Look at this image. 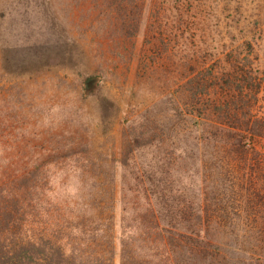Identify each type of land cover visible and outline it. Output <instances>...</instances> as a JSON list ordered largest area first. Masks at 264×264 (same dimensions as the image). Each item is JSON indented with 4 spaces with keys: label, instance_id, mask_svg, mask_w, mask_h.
Instances as JSON below:
<instances>
[{
    "label": "rangeland",
    "instance_id": "obj_1",
    "mask_svg": "<svg viewBox=\"0 0 264 264\" xmlns=\"http://www.w3.org/2000/svg\"><path fill=\"white\" fill-rule=\"evenodd\" d=\"M113 2L116 9L111 0H0V170L41 158L56 199L85 206L95 181L77 160L100 158L115 174L98 185L115 188L120 264L123 203L136 202L123 200L122 187L162 166L174 188L211 203L210 238L231 264H264V182L239 176L226 138L196 139L156 101L193 74L244 66L264 117V0H143L135 37L117 31ZM254 147L264 152V139ZM123 152H131L125 168Z\"/></svg>",
    "mask_w": 264,
    "mask_h": 264
},
{
    "label": "trees",
    "instance_id": "obj_2",
    "mask_svg": "<svg viewBox=\"0 0 264 264\" xmlns=\"http://www.w3.org/2000/svg\"><path fill=\"white\" fill-rule=\"evenodd\" d=\"M113 5L116 9L111 0ZM143 5V0H119L117 31L123 36L137 35ZM241 67L193 74L180 92H168L156 101L164 100L167 121L191 126L196 139L216 143L226 138L227 157L242 163L238 175L264 182L259 174L264 167L253 163L257 158L264 164V152H249L264 139V117L253 107L255 81ZM130 153L123 152L124 168L130 165ZM40 160L31 157L23 168L0 170V264H116L115 188L98 185L101 178L113 183L115 174L103 170L100 158L80 156L77 161L86 163L84 174L95 183L85 206L72 205L56 199ZM140 173L131 178V186L122 187L123 200L131 194L136 202L123 203L120 264H231L221 244L210 238L211 203L197 202L188 189L174 188L169 170L162 166Z\"/></svg>",
    "mask_w": 264,
    "mask_h": 264
}]
</instances>
